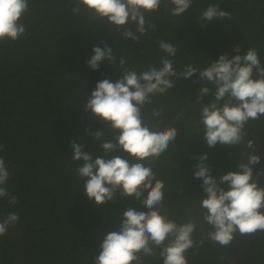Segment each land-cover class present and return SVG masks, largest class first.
<instances>
[{"label": "trees", "instance_id": "1", "mask_svg": "<svg viewBox=\"0 0 264 264\" xmlns=\"http://www.w3.org/2000/svg\"><path fill=\"white\" fill-rule=\"evenodd\" d=\"M209 3L230 12L231 19L201 21L199 12ZM74 6L72 0H29V11L22 18L25 35L15 42L0 43V144L6 146L0 157L16 166L8 183L19 197L16 208L26 247L25 264H92L101 233L116 226L119 212L128 204L144 210L133 197L125 199L118 194L114 201L97 205L86 196L83 182L76 180V162L70 163V141L97 151L100 143L113 135L105 123L84 111L97 81L108 78L114 82L122 75L107 60L98 70L88 67L93 46L109 45L117 56L127 57L128 66L136 70L159 64L163 55L159 40L177 45L174 64L178 70L189 62L200 69L217 60L222 53L211 49L210 43L226 51L229 58L230 53L237 54V45L241 52L255 47L264 63V0H194L180 17L161 10L153 14L157 29L150 32L151 39L141 36L139 42L110 32L99 22L89 23L83 8L73 14ZM118 36L123 42L120 49L116 47ZM198 75L179 79L174 89L156 96L144 109L150 117L153 108L163 107L164 123L178 129L176 141L154 163L157 177L165 184L164 208L177 219L187 214L195 220L193 215L202 211V180L194 178L198 162L194 154L208 153L207 163L219 182L222 174L238 170L244 151L243 146L219 143L208 147L204 128L194 127L201 106L195 103L199 94L191 95L190 88L211 87L206 80L197 83ZM212 98L211 93L204 97L206 102ZM180 111L184 118L176 121ZM255 121L246 126L245 140L254 135L259 141L263 136L264 116L258 130L252 126ZM89 128L103 131L104 136L94 140L86 130ZM0 204L7 214V203ZM196 224L194 237L206 236L199 222ZM230 249L206 239L202 247L189 250V264H220V260L225 264ZM15 255L14 240L8 232L0 237V264H15ZM147 264L160 262L150 259ZM245 264H264V231Z\"/></svg>", "mask_w": 264, "mask_h": 264}, {"label": "clouds", "instance_id": "2", "mask_svg": "<svg viewBox=\"0 0 264 264\" xmlns=\"http://www.w3.org/2000/svg\"><path fill=\"white\" fill-rule=\"evenodd\" d=\"M72 2L73 14L83 8L89 23L99 22L110 32L139 42L141 36L151 39L150 32L156 31L153 14L162 10L180 17L192 7L194 0ZM28 11L29 0H0V43L15 42L25 35L22 18ZM225 17L231 19V13L216 3H209L199 12L204 22ZM157 43L163 53L159 64H148L141 70L129 67L127 57L117 56L107 44L93 46L94 54L86 61L88 67L98 70L101 62L107 60L122 75L114 82L108 78L97 81L87 97L84 111H90L105 123L113 135L100 143L99 154L86 150L84 143L70 141V163L76 162V180L83 182L86 196L97 205L114 201L118 194L125 199L133 197L144 209L137 210L128 204L119 212L116 226L101 233L92 264H147L150 259L160 264H189V250L202 247L206 239L223 248L232 246L237 233L250 236L257 230L264 231V212L260 211L264 208V187L258 186L254 178V165L260 163V156L253 140H245L246 126L264 116V63L258 50L248 47L241 52L237 45L234 49L237 54L231 58L220 54L206 67L198 69L189 62L178 70L174 64L177 45L165 40ZM197 72L198 79L210 82L211 87H200L195 98L201 107L194 127L204 128L208 147L219 143L244 148L238 170L222 174L219 182L207 163L208 153L194 154L198 161L194 165V178L202 180L203 189L199 207L211 226L200 239L194 237L197 224L190 215L177 219L167 213L165 184L154 170L155 161L176 141L178 129L164 123L163 107L153 108L150 117L144 111L156 96L174 89L179 79L188 80ZM209 93L213 98L206 102L204 97ZM184 115L180 111L174 119L180 121ZM86 130L94 140L104 136L101 130ZM5 148L0 144V152ZM15 167L0 157V201L8 206L7 216L0 221V237L7 236L9 227L19 224L21 219L16 208L19 197L8 183Z\"/></svg>", "mask_w": 264, "mask_h": 264}, {"label": "water", "instance_id": "3", "mask_svg": "<svg viewBox=\"0 0 264 264\" xmlns=\"http://www.w3.org/2000/svg\"><path fill=\"white\" fill-rule=\"evenodd\" d=\"M214 50H218L216 47L210 46ZM225 54V52H222ZM232 56L236 54H230ZM256 151L260 156V163L254 165V178L258 181V186L264 187V173L261 170H264V133L263 137L260 140L259 144L255 143ZM261 212H264V208L260 209ZM7 216L5 210L0 204V221H2ZM8 232L12 236L15 244V264H25L26 263V247L24 242V237L21 229L18 224L12 225L9 227ZM262 231L257 230L256 233L248 235H240L237 233L236 239L233 241L231 246L226 264H245L246 257L251 250L254 243L257 241Z\"/></svg>", "mask_w": 264, "mask_h": 264}, {"label": "flooded vegetation", "instance_id": "4", "mask_svg": "<svg viewBox=\"0 0 264 264\" xmlns=\"http://www.w3.org/2000/svg\"><path fill=\"white\" fill-rule=\"evenodd\" d=\"M120 36H122L121 34H120ZM122 45H123V42H122V40L119 38V36H118V41L116 42V47H117V49H120L121 47H122ZM209 46H213V47H216V45H214V44H209ZM218 50V52H220V53H222V52H225V53H227L226 51H224L223 49H220L219 47H216ZM211 49H213V48H211ZM230 54H233V53H230ZM235 54V53H234ZM200 82V80L199 79H197V83H199ZM190 93H191V95H194V94H200L199 93V87L197 86V85H194L193 87H191L190 88ZM260 123H261V117L259 118V119H257L254 123L252 122V126H253V128L255 129V130H258L259 129V126H260ZM263 137V136H262ZM262 137H261V139H262ZM252 139H253V142H254V144L255 143H257V144H259V142H260V140L259 141H257V138H255V136L253 135L252 136ZM195 213H197V212H193L192 214H195ZM193 218H195V221L198 223L199 222V224L201 225H199V229H200V231L203 233V234H207V232L208 231H210L211 230V226H209L208 224H207V222L204 220V218H203V215L202 214H195V215H193ZM205 224H206V227H205ZM220 264H223V260H220ZM225 264H226V262H225Z\"/></svg>", "mask_w": 264, "mask_h": 264}, {"label": "bare ground", "instance_id": "5", "mask_svg": "<svg viewBox=\"0 0 264 264\" xmlns=\"http://www.w3.org/2000/svg\"><path fill=\"white\" fill-rule=\"evenodd\" d=\"M23 234V233H22Z\"/></svg>", "mask_w": 264, "mask_h": 264}]
</instances>
